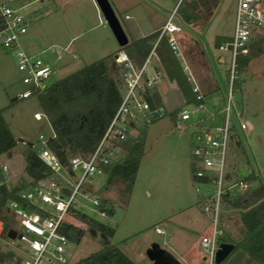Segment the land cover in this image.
Listing matches in <instances>:
<instances>
[{"label": "rangeland", "instance_id": "374dc122", "mask_svg": "<svg viewBox=\"0 0 264 264\" xmlns=\"http://www.w3.org/2000/svg\"><path fill=\"white\" fill-rule=\"evenodd\" d=\"M8 1L17 8L22 0ZM26 1V6L17 9L27 19L26 31L19 37V43L25 52L36 53L52 64L53 72L49 80L99 58L96 53L84 54L79 56L77 61L73 60L67 63V66L61 67L60 60H56L52 52L53 49L61 51V45L53 46V49L49 47L50 49L43 52L39 51L49 41L62 44L67 33L62 34L58 31L60 22H55L56 16L53 11L47 12L42 9V0ZM108 1L127 38L130 39L136 29H133L131 33L126 30L124 22L129 19H124L119 7L121 2L127 3L129 0ZM143 1L151 3L152 9L157 14L159 12L156 8L161 9V7L168 6L170 11L171 5L176 4L174 18L178 19L183 26L178 36L181 54H177V58L181 65L188 66L191 76L202 91L204 87L208 92L217 94L219 89L213 67L223 78L229 61L228 51L219 50L217 43L231 34L235 0H188L191 3L196 1L198 5L196 10L199 17L190 22L184 21L179 10H176L180 0ZM64 11L66 20L76 19L78 21V24L72 25L73 30L86 29L84 36H79L73 42L85 45V41L82 43L83 37L89 40V37L92 38L93 35L98 36V39L102 41L106 38L105 34L109 33L108 52L115 55L114 52L118 50L119 45L102 17L95 0H75L67 5ZM97 20L105 27L103 29L105 34L101 26L87 30V27ZM257 35L260 37L259 40H257ZM258 45L261 46V52L249 59L240 72L239 85L233 95L241 116L250 122L252 127H246L240 135L233 133L229 139L225 153V165L231 178H237L248 170H257L259 174H262L264 170V31H257L246 43V47L252 50ZM219 54L224 57L222 62L216 60ZM208 56L211 57L213 66ZM153 60L158 64L154 55H150L145 72L151 73L150 65ZM159 68L162 70L160 65ZM160 82L164 84L161 90V102L166 108L165 114L152 117L149 121L138 114V118L127 134V137L143 135L142 154L128 191L123 190L122 183L119 181H113L104 187L105 174L93 176L92 182L99 198H106L114 205V212L109 218V223L114 227L110 241L137 264H152L146 255V250L152 243H156L165 250L168 249L176 258L179 253L184 254L183 258L187 264H198L201 258L198 240L202 234L209 233L210 219L201 210L200 191L197 192L194 189L193 172L198 162L190 153L189 132L192 127L184 128L181 133L177 131L174 116L175 107L181 103L180 95L177 94L175 88L167 84L169 81L165 75ZM22 87L20 73L15 66L13 50L0 46V115L16 138V144L10 149L9 154H0V163L6 165L3 174L9 186L19 183L23 178L28 179L22 171L24 141L32 142V148L36 150L40 145L35 140L37 134L42 133L45 136L50 132L48 120L42 114L38 118L32 116L33 111L40 112L36 95L31 94L18 98L13 104H8L9 99L15 96ZM154 88L155 86L148 87L149 91H154ZM204 104L203 113L216 112L220 107V104L211 103L206 96ZM203 113L199 114L203 115ZM219 116L220 113L217 111L216 116L212 120L206 119L205 123L215 122ZM144 122H147L144 129L138 128ZM110 154L111 160L122 156V153L112 149ZM76 197L83 204L80 206L82 211L97 219H103V215L90 210V202L86 197L80 194H76ZM71 221L74 225L85 227V224L78 219ZM10 223L17 227L16 223ZM155 224L163 228L164 232H154ZM239 226L237 209L221 207L218 227L221 228L222 235L226 233L232 238L239 237ZM13 242L14 244L20 243L18 239H14ZM188 245H191L190 251H185ZM70 247L72 249L70 264H79V259L100 248V243L97 237L84 233L79 241L72 243ZM8 250L12 249L0 240V251ZM234 253L236 252H228L217 264H243V257L238 258Z\"/></svg>", "mask_w": 264, "mask_h": 264}, {"label": "built area", "instance_id": "2783aa9c", "mask_svg": "<svg viewBox=\"0 0 264 264\" xmlns=\"http://www.w3.org/2000/svg\"><path fill=\"white\" fill-rule=\"evenodd\" d=\"M233 13L230 36L220 39L217 43L219 50H226L229 53L223 78L213 67L219 92L204 93L187 66L183 65L182 68L191 82L195 101L181 104L174 116L180 130L192 127L189 132L190 153L198 162L193 172L194 189L200 191L201 210L210 219L209 233L199 238L201 258L198 264H213L215 249L222 241L218 215L222 207L223 194H230L235 188L249 184L247 181L229 176L225 165V153L231 135L233 133L240 135L241 131L248 127V121L241 116L239 106L233 100L236 91L233 84L236 55L246 51V43L251 36L257 31H264V0H235ZM0 21V46L13 50L15 66L23 84L14 97L23 98L35 94L49 83V77L53 72L52 64L43 57L29 54L22 49L19 37L26 30L27 19L8 0H0ZM182 29V23L174 18L173 8L166 14L148 54L139 67L132 66L122 49L115 52L114 58L124 66L121 99L89 155L86 157L79 154L70 155L67 165H62L43 143V134H37L35 140L41 143L36 149L37 156L53 173L19 190L18 197L25 203L10 197L5 200L4 206L11 218L10 222L16 223L17 227L10 223L4 230L3 219L0 217V240L12 249L11 256H4L0 264H70L72 256L70 246L73 242L59 231V226L64 221L74 224L71 220H77L70 210L71 208L82 210L80 206L83 204L77 199L76 194L89 200L92 212L106 215L95 207L100 198L95 191L92 178L106 174L103 167L110 162V139L127 137L138 114L145 120L165 114L166 108L162 103L149 106L142 96V89L158 84L164 73L155 66H151V73L145 72V68L149 55L153 52V46L161 36H165L167 45L176 55L181 54L176 35ZM208 57L213 66L211 57ZM223 59L221 54L216 56V60L220 62ZM205 96L214 105L220 104L217 110L220 116L215 122L205 123L206 119L212 120L217 114V111L202 112L205 111ZM40 115L41 112L32 113L35 118ZM30 143L32 145V142ZM5 170L6 165L0 163L2 175L0 183L6 182L3 174ZM153 228L155 232H164L160 226L155 225ZM8 229L13 231L12 236L7 234ZM14 239H18L20 243L14 244ZM1 252L5 254L7 251Z\"/></svg>", "mask_w": 264, "mask_h": 264}, {"label": "trees", "instance_id": "16d2710c", "mask_svg": "<svg viewBox=\"0 0 264 264\" xmlns=\"http://www.w3.org/2000/svg\"><path fill=\"white\" fill-rule=\"evenodd\" d=\"M197 6L196 1L191 3L188 0H180L176 10H179L184 21L190 22L199 17ZM157 33L158 29L138 38L129 39L118 49H122L132 66L137 68L148 54ZM257 37L259 40L260 37L258 35ZM260 52L261 46L258 45L254 50L246 47L244 53H237L233 80L236 88L239 85L240 72L249 59ZM153 53L167 80L175 84L181 97L179 106L194 102L191 83L177 55L167 45L165 36L157 40L153 46ZM123 71L124 66L114 58L113 54H108L51 79L45 87L34 94L37 97L41 114L50 125V132L44 136L43 143L56 155L62 165H67L70 155L79 154L86 157L98 143L121 99ZM206 90L203 87V91L208 92ZM142 96L149 106L161 103L157 93L149 91L147 87L142 89ZM17 99L14 96L11 97L8 104H13ZM178 107L175 109L177 110ZM146 123L140 124L138 128L144 129ZM15 144L16 138L0 115V154H9ZM24 144L22 171L28 179L23 178L19 183L11 186L6 182L0 183V217L3 219L4 230L10 225L11 219L4 206L5 200L10 197L25 203L18 197L19 190L53 173L38 158L32 145ZM142 144L143 135L110 139V149L122 153V156L116 160H111L110 157V162L104 165L106 172L104 187L113 181H119L122 183L123 190L128 191L142 154ZM237 178L249 184L242 188H235L230 194H223L222 207L237 209L240 221L239 237L232 238L225 233L220 236V240L232 243L230 251H235L234 254L238 258L243 257V264H264V171L259 174L248 170ZM95 207L108 216L114 212L113 202L106 198H100ZM70 210L73 217L83 222L85 227L81 228L64 221L60 224L59 231L73 243L78 242L84 233L97 237L100 243V248L81 257L79 264H136L110 241L114 232L112 225L80 209L71 208ZM4 256L10 257L11 252L7 251L3 254L0 251V263Z\"/></svg>", "mask_w": 264, "mask_h": 264}, {"label": "crops", "instance_id": "0c3cea01", "mask_svg": "<svg viewBox=\"0 0 264 264\" xmlns=\"http://www.w3.org/2000/svg\"><path fill=\"white\" fill-rule=\"evenodd\" d=\"M73 2H75V0H71V1H69V0H42V9L46 10L47 12L48 11L54 12V15L56 16L55 22H60V24L58 23V25H59L58 31H60L62 34L67 33V35L64 38L65 40L62 42V44H59L56 41H54V42L49 41V43L46 44L45 47H42V49H40L39 51L43 52L44 50L50 49L53 46L61 45L60 50L62 52L56 51L55 49L52 48L53 49L52 52H54V54H55L54 55L55 59L60 60L59 65L61 67L67 66V63L69 64V63L73 62V60H76L79 56H83L84 54H92V53L95 54L96 53V55H98V57H102V56H105V55L110 53V52H108L109 51L108 45L110 43V41H109L110 35H109V33L105 34V30H103L105 27H103L102 24H99V20H97V22H95V23L91 24L89 27H87V30L101 26L102 30L104 31V32L103 31L102 32L106 36L105 39H102V41H101L98 39V36L95 37V35H93L92 38L89 37V40L86 37H83L82 43L85 41L84 42L85 45L79 44L77 42H73V40L78 38L79 36H84V33L86 32L85 28H82L81 30H79L77 28H76V30L72 29V25L75 26L76 24H78V21L76 19H72L71 21H68L65 19L66 17L64 15V12H65L64 9L67 7V5H69ZM26 3H27L26 0H22L18 4L17 9H21L22 7L26 6ZM120 4L121 5L119 7L123 12L124 19H129V21L124 22L126 25V30L129 33H131V32H133V29H136V32H134V34H132L130 39H135V38H138L139 36H142L144 34L151 32L153 30H157L159 28L161 22H162L161 20L164 18L163 16H165L169 11L168 6H164V7H161V9L156 8L157 12H159L157 14L155 12V10L152 9L151 3L147 2V1H143V0H132V1L129 0L127 3H125L123 1ZM175 5L176 4L173 3L171 5L170 9H173L175 7ZM144 24H145V26H144ZM69 31H71V32H69ZM102 32H100V33L102 34ZM71 33H73V34H71ZM179 35H180V32L177 33V35H176L177 42H178V36ZM128 40L129 39L127 38V41ZM178 46H180L179 43H178ZM117 49H118V47H117ZM179 49H180V47H179ZM150 55H154V58H156V56L153 52ZM150 55H149V58H150ZM149 58H148V61H149ZM156 60H157V58H156ZM148 61H147V63H148ZM158 64H156L153 60L152 64L150 65V69H151V66H153V67L155 66V67L159 68ZM182 67H183V65H182ZM167 84L176 89L175 84L173 82L169 81V83H167ZM156 85H155V88L153 90L157 93V95L159 96L160 101H161L162 100L161 90H162V87L164 84L160 82L157 87H156ZM176 92L179 95L177 89H176ZM180 99H181V97H180ZM175 125H176V127H178L177 131L179 133H181L184 130V128H182V130H180V126L177 125L176 123H175ZM251 127H252V124L250 122H248V128H251ZM110 217L111 216L105 215V216H103V219H105L106 221H108L107 223H109ZM103 219L102 220L99 219V220L104 221ZM106 221H104V222H106ZM155 225L159 226L158 224H155ZM153 230H154V228H153ZM156 233H158V232H156ZM198 243H199V240H198ZM151 245H153V243ZM151 245H149L148 247H150ZM190 248H191V245H188L186 247L185 251H190ZM167 251H169V250L167 249ZM183 255L184 254L179 253L177 255V258L174 255L173 256L175 257V259L180 264H187L186 260H184V258H183ZM131 260L137 264V262L135 260H133V259H131ZM149 260H151V259H149ZM151 262H152V264H154L152 260H151Z\"/></svg>", "mask_w": 264, "mask_h": 264}, {"label": "water", "instance_id": "95a60500", "mask_svg": "<svg viewBox=\"0 0 264 264\" xmlns=\"http://www.w3.org/2000/svg\"><path fill=\"white\" fill-rule=\"evenodd\" d=\"M102 17L104 18L108 28L110 29L116 43L121 46L127 42V36L120 25V22L114 13L108 0H95ZM216 96H213L215 98ZM18 139H21L18 137ZM30 145V141H27ZM7 234L13 235V231L8 229ZM232 243L229 241H220L214 252V263H218L231 250ZM146 255L154 264H180L174 256L167 250L153 243L147 250Z\"/></svg>", "mask_w": 264, "mask_h": 264}]
</instances>
